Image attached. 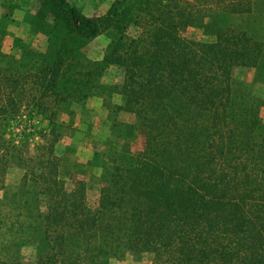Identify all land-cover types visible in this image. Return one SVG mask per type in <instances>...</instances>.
Segmentation results:
<instances>
[{
    "label": "trees",
    "instance_id": "obj_1",
    "mask_svg": "<svg viewBox=\"0 0 264 264\" xmlns=\"http://www.w3.org/2000/svg\"><path fill=\"white\" fill-rule=\"evenodd\" d=\"M261 1L112 0L92 16L69 0L25 7L22 21L46 50L25 46L26 57L0 64V191L17 153L22 185L47 199V251L0 264H106L125 252L152 264H264V94H237L232 78L264 62V43L230 26L205 25L211 41L184 36L207 16L246 15ZM101 35L109 43L90 60L84 48ZM110 66L122 71L119 108L135 116L142 149L105 171L91 208L83 180L59 179L56 119L92 96ZM22 111L47 121L33 148L6 137Z\"/></svg>",
    "mask_w": 264,
    "mask_h": 264
},
{
    "label": "rangeland",
    "instance_id": "obj_2",
    "mask_svg": "<svg viewBox=\"0 0 264 264\" xmlns=\"http://www.w3.org/2000/svg\"><path fill=\"white\" fill-rule=\"evenodd\" d=\"M69 1L84 15L92 16L104 14L112 0ZM37 2L0 0V64L8 57L18 60L26 57L23 56L25 46L30 47L31 55L33 52H45V38L30 36L22 21L25 7L36 6ZM205 25L239 28L264 43V0L246 15L219 16L212 21L207 16L199 28H188L184 36L195 41H211L210 28ZM138 31L130 27L128 34L136 37ZM108 43L107 35L99 36L84 48L85 55L90 60L101 59ZM122 78L121 69L107 67L94 94L84 101L63 105L56 119L60 132V140L55 146L61 162L59 179L66 187L72 185V180H83L91 208L97 205L105 171L120 160L127 162L132 151L142 149L135 116L119 108L123 104L119 88ZM232 78L235 93H249L253 97L264 94V62L258 68H236ZM260 116L264 120V108H261ZM46 130L47 121L42 117L22 111L10 121L6 137L16 146L27 142L33 148L43 142L40 136ZM23 173L22 161L17 153H13L4 188L0 191V260L11 263H29L47 251L41 226L47 199L36 194L34 183L22 185ZM106 264H152V256L125 252L108 257Z\"/></svg>",
    "mask_w": 264,
    "mask_h": 264
}]
</instances>
